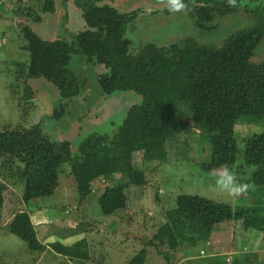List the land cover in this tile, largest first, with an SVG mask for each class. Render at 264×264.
Segmentation results:
<instances>
[{
	"label": "trees",
	"instance_id": "obj_1",
	"mask_svg": "<svg viewBox=\"0 0 264 264\" xmlns=\"http://www.w3.org/2000/svg\"><path fill=\"white\" fill-rule=\"evenodd\" d=\"M19 1L28 6L23 17L34 15L38 23L57 11L54 0H37L40 12L35 11L34 0ZM74 3L86 26L71 37L46 40L25 19L20 21L27 40L25 49L30 53L29 64L20 70L26 72L27 78L43 77L58 88L61 98L53 113L56 119L66 109L63 100L70 101L84 91L83 82L70 65L74 53L106 68L98 76L105 94L133 90L143 96V101L128 110L113 136L92 133L83 139L76 156L69 140H52L42 123L0 130L1 166L16 167L11 174L24 183V202L54 194L64 172L62 166L69 163L70 174L84 198L93 193L95 183L102 178L123 176V181L106 186L98 201L105 215L127 210V189L147 183L145 169L129 158L136 152L146 157L158 155L157 150H167L169 142L182 135L197 134L210 145L209 159L200 161L206 173L222 165L233 170L243 154L241 165L264 174V135L248 137L240 147L236 132V126L243 122L264 126V59L254 60L264 41V0H237L236 7H230L227 0H193L187 15L198 33L212 34L218 29L219 19L239 11L247 15L249 24L233 30L216 44L187 35L169 44L145 42L138 47L132 46L127 35L138 10L122 12L117 5L102 0ZM260 184L264 190V177ZM4 191L0 187V207L4 205ZM231 220L264 231V203L233 208L213 201L209 206L167 209L165 222L147 245L153 246L168 264H175L182 245H190L191 254L199 245L207 247L218 225ZM9 230L32 251L41 253L48 248L39 239L28 210H17ZM85 242H54L50 246L66 256L88 258ZM146 259L147 249L143 248L128 264H144ZM239 262L236 258L232 264Z\"/></svg>",
	"mask_w": 264,
	"mask_h": 264
},
{
	"label": "rangeland",
	"instance_id": "obj_2",
	"mask_svg": "<svg viewBox=\"0 0 264 264\" xmlns=\"http://www.w3.org/2000/svg\"><path fill=\"white\" fill-rule=\"evenodd\" d=\"M54 1L57 11L45 16L40 23L34 20V15L23 17L28 6L19 0L0 2V130L42 123L52 140H69L72 154L76 156L79 144L90 134L113 136L128 110L141 103L143 96L133 90L105 94L98 76L106 68L74 53L70 65L83 82L84 91L70 101L63 100L67 105L62 116L58 119L53 116L61 98L58 88L43 77L27 78L26 72L20 70L30 62V53L25 49L27 40L20 26L23 22L20 21L25 19V23L46 40L71 37L84 30L85 21L74 0L68 3ZM102 2L117 5L122 12L138 10L137 19L127 30L133 47L145 42L169 44L187 35L216 44L233 30L249 24L247 15L239 11L231 17L219 19L218 29L212 34H202L195 29L191 17L182 12L169 13L160 0ZM32 3L35 11L40 12L41 5L37 0ZM263 59L264 41L254 60ZM236 132L239 145L243 147L246 138L262 137L264 126L243 122L236 126ZM197 138V134L177 136L169 142L167 150L161 148L157 150L158 155L151 154L150 157L143 152L133 153L129 160L145 169L147 183L145 186H130L127 189L130 208L111 215L103 214L98 199L106 186L123 181V176L109 177L101 184V190V186L95 184L100 186V192L84 198L70 174L71 165L65 163L54 194L26 203L22 199L24 183L11 174L16 167L1 166L0 159V187L5 190L4 205L0 207V264H128L143 248L147 249L144 264H168L153 246L147 245L165 222L167 209L209 206L213 201L230 204L233 208L264 203V190L260 184L264 174L241 165L243 154L239 155L233 171L241 182L252 181L255 189L239 198L220 193L215 187L214 171L206 173L200 168V161L209 159L210 145L199 138L198 142ZM19 209L31 213L39 239L44 248L48 247L45 251H32L25 241L10 232L9 224ZM67 210L70 212L66 213ZM217 233L222 237L213 242L220 240L219 249L213 251L210 239L207 247L199 245L191 254L188 252L191 246L184 244L178 250L175 264H232L236 258L240 264H264V231L231 220L219 224ZM82 239L86 241L88 258L66 256L50 246L54 242L71 245ZM214 252L220 254L214 255Z\"/></svg>",
	"mask_w": 264,
	"mask_h": 264
},
{
	"label": "clouds",
	"instance_id": "obj_3",
	"mask_svg": "<svg viewBox=\"0 0 264 264\" xmlns=\"http://www.w3.org/2000/svg\"><path fill=\"white\" fill-rule=\"evenodd\" d=\"M192 2L193 0H188V2L185 0H160L167 11L173 14L181 12L187 14L192 11ZM227 3L230 7L237 6V0H227ZM214 179L216 189L230 198H239L255 189V184L252 181L241 182L228 165L214 169Z\"/></svg>",
	"mask_w": 264,
	"mask_h": 264
},
{
	"label": "crops",
	"instance_id": "obj_4",
	"mask_svg": "<svg viewBox=\"0 0 264 264\" xmlns=\"http://www.w3.org/2000/svg\"><path fill=\"white\" fill-rule=\"evenodd\" d=\"M2 2H6V0H2ZM1 2V3H2ZM10 4V3H9ZM0 8H2V6L0 5ZM1 12V11H0ZM106 182H107V179H106ZM105 182V183H106ZM97 183H98V185H100L101 186V181H98V182H96V185H97ZM100 186H98V187H100ZM98 187H97V190L95 191V192H93V193H98V192H100L99 190H101V189H103V187L101 186L100 188H99V190H98ZM105 189V188H104ZM104 189H103V191H104ZM102 191V192H103ZM102 192L100 193V195L102 194ZM218 231H216V232H214V234H213V236H212V238H211V242H213V240L214 239H217V238H220V237H222L220 234L218 235V233H217ZM217 235V236H216ZM219 242H220V240H217V241H215V242H213V244H210L211 245V248H213V251H215V250H217V249H219ZM215 254H220V253H215L214 252V255ZM216 259V258H215ZM217 260V259H216Z\"/></svg>",
	"mask_w": 264,
	"mask_h": 264
},
{
	"label": "built area",
	"instance_id": "obj_5",
	"mask_svg": "<svg viewBox=\"0 0 264 264\" xmlns=\"http://www.w3.org/2000/svg\"><path fill=\"white\" fill-rule=\"evenodd\" d=\"M4 41H5V39H4ZM99 181H101V183H105L106 182V179L105 178H102L101 180H99ZM97 190V186L96 185H94V187H93V189H92V191L93 192H95ZM75 208H77V207H75ZM70 212V210H67L66 211V213H69ZM208 244L210 243V241H208L207 242ZM228 260H229V258H228Z\"/></svg>",
	"mask_w": 264,
	"mask_h": 264
}]
</instances>
